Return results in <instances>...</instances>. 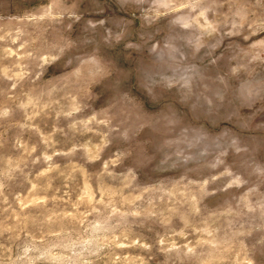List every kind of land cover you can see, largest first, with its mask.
I'll use <instances>...</instances> for the list:
<instances>
[{
	"label": "rangeland",
	"instance_id": "obj_1",
	"mask_svg": "<svg viewBox=\"0 0 264 264\" xmlns=\"http://www.w3.org/2000/svg\"><path fill=\"white\" fill-rule=\"evenodd\" d=\"M0 264H264V0H0Z\"/></svg>",
	"mask_w": 264,
	"mask_h": 264
}]
</instances>
